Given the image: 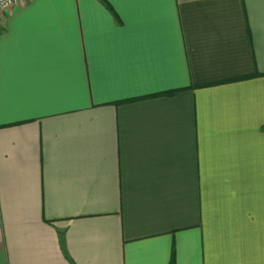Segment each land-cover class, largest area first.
I'll return each instance as SVG.
<instances>
[{
	"label": "crops",
	"instance_id": "1",
	"mask_svg": "<svg viewBox=\"0 0 264 264\" xmlns=\"http://www.w3.org/2000/svg\"><path fill=\"white\" fill-rule=\"evenodd\" d=\"M264 264V0H21L0 13V264Z\"/></svg>",
	"mask_w": 264,
	"mask_h": 264
},
{
	"label": "built area",
	"instance_id": "2",
	"mask_svg": "<svg viewBox=\"0 0 264 264\" xmlns=\"http://www.w3.org/2000/svg\"><path fill=\"white\" fill-rule=\"evenodd\" d=\"M21 0H0V13Z\"/></svg>",
	"mask_w": 264,
	"mask_h": 264
},
{
	"label": "trees",
	"instance_id": "3",
	"mask_svg": "<svg viewBox=\"0 0 264 264\" xmlns=\"http://www.w3.org/2000/svg\"><path fill=\"white\" fill-rule=\"evenodd\" d=\"M169 264H174L173 263V258L171 257L170 261H169Z\"/></svg>",
	"mask_w": 264,
	"mask_h": 264
}]
</instances>
